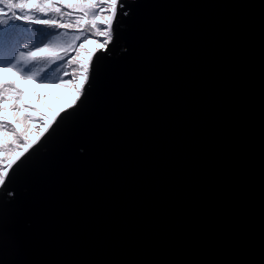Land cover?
<instances>
[{"label": "water", "instance_id": "95a60500", "mask_svg": "<svg viewBox=\"0 0 264 264\" xmlns=\"http://www.w3.org/2000/svg\"><path fill=\"white\" fill-rule=\"evenodd\" d=\"M124 2L4 177L0 264H264V0Z\"/></svg>", "mask_w": 264, "mask_h": 264}, {"label": "snow or ice", "instance_id": "6c2138e0", "mask_svg": "<svg viewBox=\"0 0 264 264\" xmlns=\"http://www.w3.org/2000/svg\"><path fill=\"white\" fill-rule=\"evenodd\" d=\"M0 5V42L15 40L14 29L9 25L17 21L54 30L41 46L33 48L24 43L15 54L18 62L26 67L37 62L49 65L64 62L65 66L76 69L71 74L65 73L67 79L47 84L14 66L0 65V140L14 144L23 142L21 136L28 126L34 127L37 130L34 134H38L39 118L47 115L29 99L24 83L74 92L71 102L50 116L51 129L63 112L71 110L85 96V82L90 80L95 67L94 57L98 60L96 53L106 50L113 41L114 24L118 15H125L128 6L124 0H0ZM69 31L74 34L66 43L47 42L54 33H59L55 37H60ZM90 44H95L96 49L90 50ZM4 74H10V78H5ZM34 95L38 102H45L48 111H53L46 103V94Z\"/></svg>", "mask_w": 264, "mask_h": 264}, {"label": "rangeland", "instance_id": "374dc122", "mask_svg": "<svg viewBox=\"0 0 264 264\" xmlns=\"http://www.w3.org/2000/svg\"><path fill=\"white\" fill-rule=\"evenodd\" d=\"M1 6V5H0ZM37 26V25H36ZM40 27V26H37ZM20 29L17 28L14 30V35L15 39L17 36H21L16 44V48L9 50L7 58L10 59L13 63V65L21 72H25V75H29L30 72L32 71H37V70H45L47 71L45 75L49 78L44 83L47 84H55L57 83L60 79H63L64 77L62 76V70H64L63 62H58L56 64H47L46 62H37L34 65H30L26 67L22 62H18L15 58V54L20 50V43L24 41V37L20 34ZM74 33L69 31L66 35L61 36V39L64 41V39H70V37ZM39 39V38H38ZM15 40L13 41H8L6 42V45L11 46ZM42 43H39L38 45H41ZM6 47V46H4ZM88 48L90 50H95L96 45L95 44H90L88 45ZM69 69V74H71L73 71H75V66L73 67H68ZM6 78H10L6 77ZM29 83H24V87L28 89L26 86ZM37 92L44 93L47 95L48 99L46 103L50 108L53 109V111H48L47 108L44 107V101H37L36 96L34 95V98H31L30 100L34 103L37 104L38 107H40L41 111H43L47 115H42L40 119V127L38 130V134H34L37 132V130L32 127L28 126L26 129L25 135L21 136V140L23 142H17V144H9L7 143V155L3 158L2 161V166H5L7 170L9 169L10 165L18 158L49 126L50 123V116L53 115V112L56 110H59V104H68L71 102L72 96L74 95L73 91L66 90V89H60V88H55V87H49V88H37ZM62 97V98H61ZM65 105V106H66ZM4 175V174H3ZM4 177L0 176V183L3 181Z\"/></svg>", "mask_w": 264, "mask_h": 264}, {"label": "trees", "instance_id": "16d2710c", "mask_svg": "<svg viewBox=\"0 0 264 264\" xmlns=\"http://www.w3.org/2000/svg\"><path fill=\"white\" fill-rule=\"evenodd\" d=\"M126 14H127V12L125 13V15ZM125 15H123V16L119 15L117 18V21L114 24L113 41L110 43L109 50H108V53L111 55H118L123 50V43L120 40V38L116 35L115 29L122 27L120 20H122ZM9 27L13 28L14 30L19 28L21 31L20 34L22 35V37H24V41H22V43H20V50L22 49V45L24 43L31 44L33 48L37 47L35 44L45 43L46 37H49V33L54 32V30L48 29L44 26L37 27L36 25H30V24H26L23 22H19V21L15 22L14 24H10ZM56 35H59V33H54L47 40V42L53 43V44H55V43H66L69 40V39H64V41H63L61 39V36L55 37ZM20 37L17 36V38L15 39V42L11 46L6 45V42H8V41L0 42V65L14 66L12 61L10 59H6V58H7L9 50L11 51V49L16 48V44H17ZM41 45H38V46H41ZM4 46H6V47H4ZM63 66H64V70H62V76L64 77L63 79H67L68 77L65 76V73L66 72L68 73L69 69L67 66H65L64 62H63ZM46 72L47 71H45V70L39 69L37 71L35 70V71L30 72L29 75H36L38 82H46L47 80H49V78L45 75ZM4 76H5V78L9 77L10 74H4ZM60 80H62V79H60ZM26 87L28 88L27 90H28V94H29V99L34 98L33 96L37 91L36 83H29V84H27ZM58 105H59V109H61V108H64L66 104H59L58 103ZM26 131H27V129H26ZM26 131L22 134V136L25 135ZM7 143H9V142L2 141V143L0 144V176H2L5 173V171L7 170V168L5 166H2L3 158L7 155ZM14 144H17V143H14Z\"/></svg>", "mask_w": 264, "mask_h": 264}]
</instances>
